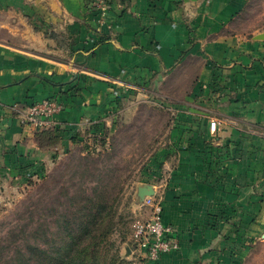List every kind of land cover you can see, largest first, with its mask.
Wrapping results in <instances>:
<instances>
[{"label":"crops","instance_id":"0c3cea01","mask_svg":"<svg viewBox=\"0 0 264 264\" xmlns=\"http://www.w3.org/2000/svg\"><path fill=\"white\" fill-rule=\"evenodd\" d=\"M95 1L0 0V187L160 95L174 115L152 196L180 246L142 264H240L264 238V30L232 27L250 0H105V14ZM45 98L64 104L55 125L24 123Z\"/></svg>","mask_w":264,"mask_h":264},{"label":"rangeland","instance_id":"374dc122","mask_svg":"<svg viewBox=\"0 0 264 264\" xmlns=\"http://www.w3.org/2000/svg\"><path fill=\"white\" fill-rule=\"evenodd\" d=\"M232 27L245 34L264 30V0H250ZM186 63L195 68L198 64L195 58ZM185 83L179 94L187 90ZM137 100L101 128V135L89 138L85 148L55 161L43 177L0 187V264L22 262L32 249L35 258L50 264L70 241L67 231L78 229L102 204L115 215L103 249L109 262L142 264V256L127 249L134 223L146 211L138 187L155 186L164 177L162 159L168 153L161 150L168 145L174 112L160 95ZM41 247L47 253L38 251ZM240 264H264V238L246 249Z\"/></svg>","mask_w":264,"mask_h":264},{"label":"built area","instance_id":"2783aa9c","mask_svg":"<svg viewBox=\"0 0 264 264\" xmlns=\"http://www.w3.org/2000/svg\"><path fill=\"white\" fill-rule=\"evenodd\" d=\"M94 6L103 14L108 7L105 0H96ZM64 109V104L55 98H45L28 106L22 113L24 123L36 128H46L55 125L56 116ZM209 128L217 133L219 120H210ZM144 206L149 208L147 217H142L134 223L132 232V250L144 255L150 260H159L163 255L179 249V241L173 236L174 227L163 220V207L156 196H147Z\"/></svg>","mask_w":264,"mask_h":264},{"label":"trees","instance_id":"16d2710c","mask_svg":"<svg viewBox=\"0 0 264 264\" xmlns=\"http://www.w3.org/2000/svg\"><path fill=\"white\" fill-rule=\"evenodd\" d=\"M100 208V212L90 211L85 216L87 221L80 224L78 229L67 231L70 241L57 250V257L50 264H111L108 254L106 255L103 249L114 226L115 215L106 205L102 204ZM31 251L32 255L15 264H32L34 261L46 264L42 259L34 257V249ZM38 251L47 253L42 247Z\"/></svg>","mask_w":264,"mask_h":264},{"label":"water","instance_id":"95a60500","mask_svg":"<svg viewBox=\"0 0 264 264\" xmlns=\"http://www.w3.org/2000/svg\"><path fill=\"white\" fill-rule=\"evenodd\" d=\"M257 38L264 39V33L259 34ZM154 191L155 189L153 185L143 184L139 186L138 193H137L139 201L142 202L145 199V197L154 195ZM127 249L129 252L131 251L130 247H127Z\"/></svg>","mask_w":264,"mask_h":264}]
</instances>
